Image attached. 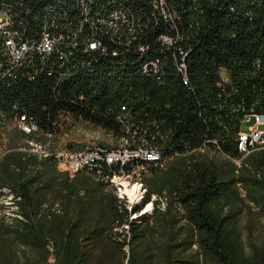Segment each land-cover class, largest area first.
Masks as SVG:
<instances>
[{
	"label": "trees",
	"instance_id": "trees-1",
	"mask_svg": "<svg viewBox=\"0 0 264 264\" xmlns=\"http://www.w3.org/2000/svg\"><path fill=\"white\" fill-rule=\"evenodd\" d=\"M114 2L138 18L143 52L130 46L114 56L112 45H105L106 52L84 51L81 38L63 67L54 53L45 61L33 55L30 63L0 76V122L28 115L40 131L30 135L18 130L22 139L7 142L0 155V190L20 198L22 216L14 219V228H4L0 251L15 238L42 248L41 264L50 256L51 264L263 263L264 249L245 253L236 228L240 210L231 205L236 199L258 198L264 210V149L242 157L236 141L243 116L251 108L264 112V0H165L173 22L161 19L150 0ZM72 13L67 18L75 24ZM41 18L25 17L29 27L20 31L23 39H35ZM161 34L177 35V40L163 47ZM180 51L186 54L187 86L174 66ZM151 59L162 62L157 75L142 69ZM122 106L135 128L149 138L153 133L165 158L212 146L240 164L192 155L188 161L174 160L165 172L151 170L143 177L147 193L128 211L107 184L95 177L96 185L84 190L57 183L44 171L55 164L52 157L39 159L22 149L29 139L48 144L44 134L55 133L62 114L119 137L116 118ZM225 173L230 177L223 180ZM237 184L244 187V197ZM152 194H165L166 209L154 206L150 214L130 219ZM57 202L61 213L56 214L51 210ZM0 264L37 262L5 259Z\"/></svg>",
	"mask_w": 264,
	"mask_h": 264
},
{
	"label": "built area",
	"instance_id": "built-area-1",
	"mask_svg": "<svg viewBox=\"0 0 264 264\" xmlns=\"http://www.w3.org/2000/svg\"><path fill=\"white\" fill-rule=\"evenodd\" d=\"M59 1V0H57ZM72 1V9L79 10V17L75 24L71 22L67 16L69 14H54V17H46L42 15V8H47V0H38L36 2L25 0H0V76L9 75V72L24 63H30L33 55L39 57L42 61L47 60L51 54H55L60 66L63 67L65 61L69 59L71 49L83 37L80 36V29L92 30L94 34V44L91 47H83L84 51L97 49H105V45H112L111 54H119L121 48L130 46L136 47L139 52H143L144 48L139 39V23L138 18L131 12H95L86 10V0H68ZM153 4H160V0H150ZM104 3L102 2V5ZM121 14H128V26H121ZM37 15L42 16L40 19L38 33L35 39L29 36L23 39L20 31L29 27L26 16ZM59 22H69L70 33H62L58 30ZM110 32H118V39H110ZM168 40V47L172 46L177 40V35L169 36L161 34L158 41ZM181 54V60L183 52ZM162 62L158 59H152L150 63L143 64L149 66L152 75L155 70H160ZM183 78L185 76L183 75ZM119 114H125L126 125H122V131L119 138L130 137V130H136L129 112L124 106L121 107ZM62 117H70L62 114ZM71 118V117H70ZM20 121L33 130H38L34 120L20 115ZM81 122V120H77ZM245 126V130L243 127ZM264 139V112H255L252 108L250 112L245 114L240 121V128L237 133V149L247 150L249 146L261 143ZM131 141H138L139 150L135 153L125 155H91V149H85L83 159H73V151H64L60 153L59 162L66 165L67 169H81L83 171H94L103 169V176L111 173V170L119 164L125 163H141V154H157L160 158L161 148L157 144H148V136L130 137ZM216 142L212 140V143ZM142 145H149V152H142ZM85 148V147H84ZM143 164V163H141ZM152 166L153 164H147ZM100 177V183L102 178Z\"/></svg>",
	"mask_w": 264,
	"mask_h": 264
},
{
	"label": "bare ground",
	"instance_id": "bare-ground-1",
	"mask_svg": "<svg viewBox=\"0 0 264 264\" xmlns=\"http://www.w3.org/2000/svg\"><path fill=\"white\" fill-rule=\"evenodd\" d=\"M25 1L38 2V0H25ZM114 1L115 0H106V1L86 0V10L95 11V12H111V10L114 12H129L128 9L126 10L127 7H125V9L123 7H119V6L117 7V5H115L116 2ZM118 1L119 0H117V2ZM102 2L104 3L103 5H102ZM166 4L167 2L165 3V0H160V4H153L152 8L156 11V14L159 17H161V19L167 22V21L172 20V15L167 8L168 4L167 5ZM70 11H72L73 13L77 15V17H79V10L72 9V1L47 0V8H42V15L46 17H54V14H69ZM121 26H128V14H121ZM58 30L61 31L62 33H70L69 22H59ZM83 30L84 29H80V36H83V32L87 29H85L84 31ZM84 33L85 35L83 36V47H91L94 44L93 31L87 30V32H84ZM110 39H118V32H110ZM160 44L163 47H168V40H160ZM74 47H76V45H74L73 48ZM77 49H80V48H77ZM97 50H99V52L100 51L105 52V49H97ZM70 55L71 54H69V58H71ZM116 55L118 54H115L114 56ZM185 55H183L182 60H181V56L180 58L178 57L179 59L177 58L178 60L175 59L174 66H175L176 71L181 75L183 84L187 86L188 85V80H187L188 73L186 74V66L184 63ZM151 60H148V61L144 60L146 62H144L143 64H148L151 62ZM69 61H72V60H69ZM142 69L145 73L152 74V70H150L149 66L142 65ZM159 72L160 70H155V75H157ZM183 75L185 76V78H183ZM220 77L224 82L227 81V74L224 71V69L220 70ZM129 115L131 116L130 112H129ZM24 116L27 117L28 115L27 116L24 115ZM116 119L118 120L121 126L120 131H122V125H126L125 114H118ZM135 120H137V118ZM2 122L4 121L0 122V143L2 142L5 131L8 129L9 126H13L14 128L21 131L22 133L30 134V135L37 134L40 132L38 130H33V128H29L26 125H23V123H21L20 121V115L14 117L9 122H6V123H2ZM44 135H50V133H46ZM144 136H146L145 132H140L138 129L130 130V137H144ZM130 137H122V138L118 137V141L120 144L112 148H108L106 146H86L85 148L80 149L78 151H73V159H83L85 155V149H91V155H111L114 153L116 155H125L129 153H135L136 151L139 150V143L138 141H131ZM154 140L155 138L152 133V136H150V138L148 137V144H156L157 142L155 143ZM213 143L215 144L216 142H213ZM22 149L36 155L39 159L46 158V157H52L58 169H60V171L66 172L68 175H74L78 172H87V173L92 174L99 182H100V177L103 176V169H96L94 171H83L81 169H71V170L67 169L66 165L58 161L60 157V153L62 151L50 153L46 150L45 145L38 140L37 141L35 139L27 140V148H22ZM258 149H262V150L264 149V139L262 140L261 143H256L253 146H249L247 150H241L240 153L241 155H247L250 152L254 150L256 151ZM142 152H149V145H142ZM163 158H164L163 153H161L160 158L157 156V154H141V163L143 164L141 163L119 164V166L111 170V173H107L103 176L102 183L107 184L110 188H112L118 203L123 205L128 211H130L132 206L140 204L142 202L143 198L145 197L147 193L146 192L147 188L145 187L143 183L144 174L150 170H154L158 168ZM147 164H153V165L150 166ZM19 199L20 198L18 196L14 195L13 193L10 192V190L6 188H3L0 190V202L11 211H14L15 209H17L18 207L17 202L19 201ZM154 206L159 211H164L166 209L167 197L165 196V194H152L150 197V201L147 204H145L143 209L139 211L138 213L131 214L129 218L137 219L144 214H148L147 213L148 211L150 214L151 212H153ZM51 211L55 212L56 214L61 213V208L58 202L53 204ZM17 216L20 217L19 215ZM49 249L51 250V247Z\"/></svg>",
	"mask_w": 264,
	"mask_h": 264
},
{
	"label": "rangeland",
	"instance_id": "rangeland-1",
	"mask_svg": "<svg viewBox=\"0 0 264 264\" xmlns=\"http://www.w3.org/2000/svg\"><path fill=\"white\" fill-rule=\"evenodd\" d=\"M243 129H246L245 126ZM38 134L39 133L36 135ZM45 138L46 142L48 143L45 145V147L50 153L57 151H78L86 146H106L108 148H112L120 144L118 137L104 131L102 128L93 126L82 120L79 122L70 117H62L61 123L55 130V133L45 135ZM3 139L4 140H2L0 143L1 154L4 152L7 143L5 141V134ZM189 155H192L195 160L214 161L216 163L227 164L231 163L235 164L236 166L240 164V159H231L222 155L216 148L212 146H205L190 152L175 154L166 158L164 157L159 167L154 170H156L157 173L165 172L172 161L181 159L183 157L186 158L185 161H188ZM244 156L245 155H242V157ZM55 166L58 169L56 164ZM58 170L60 171V169ZM150 171L146 172L144 176H150ZM222 177L223 180H226L230 176L229 174L225 173ZM236 187L240 195L244 197V187L239 184H237ZM256 201H258V198H256V200L253 202L245 201V203L236 199L231 205L232 210H240L236 215V228L241 236V243L246 254L252 253L254 248L264 249V210L260 208V205ZM17 210L18 209L11 211L0 202L1 236L7 235V232H4L5 227L14 228L16 224L14 219H22V216ZM147 213H149V211ZM12 237L13 234L7 236V239ZM8 241L11 245L8 246L7 249L5 248L0 251V261L5 259H14L17 263H23L26 261H36L37 264L44 263V251L42 248L38 246L31 247L26 243H20V241L16 240L15 238L9 239ZM126 251L127 247L124 248L125 253ZM51 262L52 257H47V264H51ZM261 264H264V262Z\"/></svg>",
	"mask_w": 264,
	"mask_h": 264
},
{
	"label": "crops",
	"instance_id": "crops-1",
	"mask_svg": "<svg viewBox=\"0 0 264 264\" xmlns=\"http://www.w3.org/2000/svg\"><path fill=\"white\" fill-rule=\"evenodd\" d=\"M5 132L7 133V134H5V141L6 142H9L10 140L22 139V134L16 128H14L13 126H9L8 129ZM48 168H46L44 170L45 174L53 176L55 178L54 181L57 182V183L66 181L67 185H69V186L70 185H76L81 190H84L86 188H90V187L96 185V182H95L96 179L90 173L78 172V173H76L74 175H68V174H66L64 172H60L56 168L55 164L52 167H50L49 169ZM74 182H76V183H74ZM59 192H60V194H62V193H64V190H60Z\"/></svg>",
	"mask_w": 264,
	"mask_h": 264
}]
</instances>
